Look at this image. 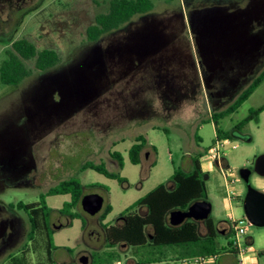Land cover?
<instances>
[{"label": "rangeland", "instance_id": "obj_1", "mask_svg": "<svg viewBox=\"0 0 264 264\" xmlns=\"http://www.w3.org/2000/svg\"><path fill=\"white\" fill-rule=\"evenodd\" d=\"M110 1L0 0V22L9 15L15 20L12 41L25 39L37 51L52 50L60 58L42 73L34 61H26L30 77L17 87L0 81V264H49L46 235L38 233L27 243V215L14 205L36 203L41 194L70 178L87 187L86 194L102 196L103 208L95 216L80 208L52 215L48 235L56 248L50 264H79L82 256L90 264H181L178 257L184 250L174 246L122 247L113 258L105 248L103 227L120 225L118 219L128 207L168 182L175 171H191L194 158L208 177L212 221L244 216L242 199L229 200L227 192L240 184L237 170L264 153V112L244 129L251 143L231 139L232 148L221 156L226 167L221 168L208 155L216 137L209 117L227 108L264 67V0H151L154 7L148 15L88 42L87 28L96 15L107 12ZM236 35L244 54L257 50L253 67L233 76L205 77L197 47L210 46L208 62L227 58L219 43L230 45ZM3 41L0 34V67L10 49ZM171 78L177 83L169 86L168 98L164 85ZM262 106L264 82L235 113L219 121L218 130L230 132ZM139 136L148 149L132 165L128 150ZM114 153L122 159L121 170L111 158ZM87 162L104 165L125 182L82 170ZM69 201L67 195L45 199L55 211ZM106 206L111 212L102 219ZM73 213L77 218H70ZM58 224L63 227L58 229ZM199 229L206 231L204 226ZM231 237L218 236L221 252L228 250ZM240 245L253 252L245 255L247 264H264V228L249 227Z\"/></svg>", "mask_w": 264, "mask_h": 264}, {"label": "trees", "instance_id": "obj_2", "mask_svg": "<svg viewBox=\"0 0 264 264\" xmlns=\"http://www.w3.org/2000/svg\"><path fill=\"white\" fill-rule=\"evenodd\" d=\"M153 7L151 0H111L107 12L96 15L94 24L87 28L86 40L90 43H96L103 36L119 30L134 17L148 15ZM3 43L10 45V49L5 54L6 59L0 67V81L5 86L17 87L30 77V71L25 67L26 61H34L35 69L41 73L51 70L60 61L56 52L48 49L37 51L36 47L25 39L13 42L3 41ZM155 74L160 77L163 75L169 77L170 75ZM159 79L161 80V78ZM166 81L169 85H164V90L168 93L169 86L177 82L173 78L166 79ZM263 82L264 67L241 90L227 108L210 115V121L216 126L217 139H232L230 132L218 130L219 121L235 113ZM166 96L169 98L170 92ZM263 111L264 106L251 110L248 116L238 125L247 124L257 118ZM147 148L146 139L142 136L137 137L135 143L128 150L130 163L138 165L141 153ZM111 158L117 162V166L121 170V157L114 153L111 154ZM191 164V171H175L168 182L160 184L128 207L120 217L122 221L120 225L116 223L115 225L103 227L105 248L112 250L113 258L117 257L116 251H120L122 247L174 246L184 250L186 256L189 257L220 255L222 253L223 248L219 249L217 242L218 236L210 231L209 222L205 228V233H201L198 223L193 221H186L177 227H173L168 223V217L172 211L185 210L196 201L208 199L206 183L203 181L204 173L199 158L192 159ZM86 169L93 170L107 179L116 180L120 184L125 182V179L119 173L109 172L102 164L95 165L87 162L82 167V170ZM86 188L74 178H70L59 182L56 186L48 189L46 193L41 194L39 201L36 203L18 202L14 205L16 210L23 211L27 215L29 223V231L26 235L27 243H32L38 233L46 235V255L49 264L52 262V251L56 248H53L48 235L52 215L55 212L62 215L63 212L74 211L76 208L82 210L80 202L82 197L86 195L84 192ZM66 195L70 197V201L63 203L60 210L55 211L46 206V198ZM103 212L102 219L111 212V207L106 206ZM77 216L78 214L73 213L70 218L75 219ZM23 253H26V250Z\"/></svg>", "mask_w": 264, "mask_h": 264}, {"label": "flooded vegetation", "instance_id": "obj_3", "mask_svg": "<svg viewBox=\"0 0 264 264\" xmlns=\"http://www.w3.org/2000/svg\"><path fill=\"white\" fill-rule=\"evenodd\" d=\"M220 17L222 19L223 16H220ZM14 21H15L14 18H12L9 15V17L6 18V20L4 22H0V34H2L4 41H7V39H9L8 41H10V42L14 41V40L12 41V37H14V35L17 31V28L12 29V26H13L12 24L14 23ZM223 22H224V20L221 21V24ZM3 24H5L6 27H3ZM7 29H9V30H7ZM205 43H208V42L206 41ZM219 45H220V52L221 53L223 52L224 55H226L228 57L227 58L226 57L213 58L212 62H208L207 56H209L210 51H206V48H207V50H209L210 46L205 44V47L204 46L197 47V55H198V57H200V61H199L200 69H201V71L205 77H207V76H219V75L233 76V75L241 74L240 72L244 68L250 69L251 67H253L251 62L255 59V55L257 53V50L254 52L255 54L251 53L249 56L247 54H244L242 52V39H241L240 35H236L230 45H226L225 42H223V41H221L219 43ZM259 53H261V52L259 51ZM219 86H221V85L219 84ZM257 118L251 120L250 122L256 120ZM250 122H248L245 125H238L237 124L235 127H233V129L230 131L232 138H236L238 141H241V138L244 136L250 137L249 135H247L244 132L245 127ZM232 146L228 147L226 150H228L229 148H232ZM255 158L256 157H254L253 159L248 161L245 165H243L242 167H240L237 170V175H238L239 182H240L239 186L242 189L240 190V192L238 194L235 195V197H234L235 200L239 201L242 199V201H243L244 197L246 195V192H247V184H245V182H243V180L240 178V175H239V172L242 169H245L248 171V172L244 171V174L248 173V184L251 185L256 190L260 191L258 189V184H257V181L255 179V176H257V175H255L253 172ZM226 164H227L226 161L224 159H222V167H226ZM253 182H254V184H253ZM118 220H120V219H118ZM193 222H196V221H193ZM208 222L210 223L209 224L210 231L213 232L214 234H216L217 236L225 238V237L229 236L232 232L231 225L229 224L228 221L215 223L212 221L211 218H209V220L207 222H196V223H198V226H204L206 228L208 226ZM58 225H56V227H58Z\"/></svg>", "mask_w": 264, "mask_h": 264}, {"label": "water", "instance_id": "obj_4", "mask_svg": "<svg viewBox=\"0 0 264 264\" xmlns=\"http://www.w3.org/2000/svg\"><path fill=\"white\" fill-rule=\"evenodd\" d=\"M244 143H251V137H242ZM245 169L240 170V178L247 184V192L243 200L244 217L249 224L256 228H264V193L256 190L248 184V173ZM253 172L260 178H264V153L258 155L254 161ZM207 175L203 177L205 182ZM104 199L98 194H86L82 197L80 205L84 213L95 216L103 208ZM212 212V205L208 200L192 203L185 210H174L169 214L168 223L173 227L180 226L186 221L207 222ZM120 219V218H119ZM61 225H58L60 228ZM79 264H88V258L82 256L78 259Z\"/></svg>", "mask_w": 264, "mask_h": 264}, {"label": "built area", "instance_id": "obj_5", "mask_svg": "<svg viewBox=\"0 0 264 264\" xmlns=\"http://www.w3.org/2000/svg\"><path fill=\"white\" fill-rule=\"evenodd\" d=\"M233 145V142L230 139H217L215 137V141L212 147L208 150L209 159L214 162L219 168L222 167V159L224 151ZM232 193V192H231ZM229 224L231 225L232 237L230 238V242L228 243V249L232 251L235 256L239 259L237 264H247L245 260V255L249 252L246 248H243L240 245L241 238L248 235L249 227L251 225L242 217L239 220H235L232 216L228 218ZM218 254L212 255H198L194 257L184 258L181 261V264H210L211 262H215L218 259Z\"/></svg>", "mask_w": 264, "mask_h": 264}, {"label": "crops", "instance_id": "obj_6", "mask_svg": "<svg viewBox=\"0 0 264 264\" xmlns=\"http://www.w3.org/2000/svg\"><path fill=\"white\" fill-rule=\"evenodd\" d=\"M148 149V148H147ZM144 152H146V149L144 150ZM149 155H150V153H149ZM202 167V166H201ZM203 169V168H202ZM257 184H258V189L261 191V192H263L264 193V181L262 182V180H259V181H257ZM238 187H240L239 185L235 188V187H232L231 189H228V192H227V197H228V199L229 200H233V199H235L234 197H235V195L236 194H238V193H236L238 190H237V188ZM232 192V193H231ZM231 216V215H230ZM244 217V216H243ZM229 218V217H228ZM59 229V228H58ZM250 253H253L251 250L246 254V255H248V254H250ZM173 255H175V254H173ZM178 255H180V254H178ZM181 255H183V256H179L178 257V259H179V261L180 260H182V259H184V258H188L189 256H186L187 254L185 253V252H182V254ZM234 257H236L235 256V254L232 252V251H230L229 249L228 250H226V251H224V252H222L220 255H219V257H218V259L215 261V262H211L210 264H237V260H236V258H234ZM251 259V260H250ZM248 260L251 262V263H254V258L252 259V258H248ZM88 264H90V262H88Z\"/></svg>", "mask_w": 264, "mask_h": 264}]
</instances>
